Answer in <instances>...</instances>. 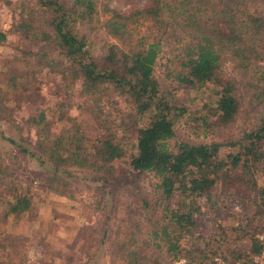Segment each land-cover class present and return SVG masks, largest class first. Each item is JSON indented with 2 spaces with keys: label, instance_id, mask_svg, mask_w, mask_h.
Returning a JSON list of instances; mask_svg holds the SVG:
<instances>
[{
  "label": "trees",
  "instance_id": "obj_1",
  "mask_svg": "<svg viewBox=\"0 0 264 264\" xmlns=\"http://www.w3.org/2000/svg\"><path fill=\"white\" fill-rule=\"evenodd\" d=\"M124 1L143 5L122 13L109 6L111 0H35L43 14L16 19L10 29L0 32V42L7 33H15L33 46L27 56L34 64L28 71H6L0 84V118L9 98L20 100L31 90L25 76L32 78L38 69H47L59 73L66 87L77 84L81 95L111 91L122 96L130 105L133 141L117 139L111 128L94 138L83 136L77 121L67 114L56 118L58 128L52 129L53 121L44 112L27 120L35 131L32 147L3 138L47 165L57 179L58 172L69 175L68 168L79 166L93 172L94 181L108 180L114 175L112 164L125 156L130 173L153 175L154 195L142 199L144 214L150 211L149 227L144 232L135 224L119 231L110 241L112 264L117 259L120 264H162L163 244L166 257L185 256L187 264H209L218 252L248 258L258 251L254 233L264 230V114L236 136L225 140L223 136L242 113L243 99L253 108L264 106V0ZM144 22H148L145 31L135 34L133 25ZM88 23L93 24L91 33L103 32L114 39L105 43L99 56L93 53ZM162 44L178 51L169 60L177 58L179 68L166 71L172 86L161 85L154 75ZM54 52L61 59L50 57ZM198 90L205 99L195 111L188 100ZM179 92L186 97L177 99ZM182 117L212 139H178L176 128ZM6 175L0 153V199L8 190ZM233 185L246 198L243 212L251 217L231 225L233 215L220 217L218 209L212 224L219 232L205 236L199 220L219 204L213 188L218 187L217 196L225 192L236 196L229 191ZM175 192L186 196L187 202L171 203ZM201 196L206 197L205 204L199 202ZM5 204L12 211L25 210L29 200L14 195ZM185 234L190 240L179 247L178 239Z\"/></svg>",
  "mask_w": 264,
  "mask_h": 264
},
{
  "label": "rangeland",
  "instance_id": "obj_2",
  "mask_svg": "<svg viewBox=\"0 0 264 264\" xmlns=\"http://www.w3.org/2000/svg\"><path fill=\"white\" fill-rule=\"evenodd\" d=\"M142 5L143 1L135 5L124 0H111L109 3L110 7L122 13H127L133 6L139 8ZM37 7L35 0H0V32L10 29L16 19L43 14V10ZM147 24L133 25L132 31L135 34L143 32ZM92 25L88 23L86 31H90L89 36L94 40L93 53L99 56L105 50V43L114 39L103 32L91 33ZM30 46L15 33H7L5 41L0 42L1 85L7 70L28 71L34 66L32 58L27 56V51L33 48ZM177 52H171L165 44L161 46L154 69V75L161 85L172 86L174 83L166 78V71L168 68H179L177 58L172 62L169 60ZM50 57L59 60L62 56L54 52ZM6 60L9 62L5 64ZM25 81L31 90L20 100L9 98L7 112L0 118V153L7 166L6 178L9 182L8 190L0 199V264H112L108 257L110 241L118 232L132 228L135 224L144 232L149 227L150 222L146 216L150 211L144 214L142 199H150L154 195L156 179L153 175L130 173L129 157L125 156L112 164L114 175L108 180L94 181L93 172L88 168L73 166L68 168L69 175L66 171L55 174L60 178L58 181L52 169L39 164L27 153H20L18 147L3 137L12 138L25 147H32L36 138L35 131L27 120L34 114L44 112L47 119L53 121L52 129L58 128L55 119L67 114L77 121L83 136L94 138L111 128L117 139L124 138L125 142L131 143L136 131L131 127L133 121L130 118V105L116 92L81 95L77 84L66 87L59 73L47 69H38L32 78L25 76ZM200 93V90L194 91V99L188 100V103H193L192 109L195 111L201 109L205 99ZM176 97L181 100L186 95L179 92ZM243 101V111L236 122L225 130L224 140L229 135L236 136L240 128L252 126V121L264 114V106L253 108L248 105L247 99ZM246 106L251 110L249 108L246 111ZM185 117L179 120L176 128L178 139L196 142L212 139V135L204 136L202 132H197L190 120L185 122ZM222 151H226V148L223 147ZM258 179L261 185L262 176ZM229 188L234 189L229 191H234L236 196L224 195L226 192L217 196L221 193L218 187L213 188L212 193L219 199V204L199 220L205 228V236L219 232L216 225L212 224L218 212L223 218L227 213L233 215L231 225L251 217V214L243 212L246 198L239 196L234 185ZM178 194L175 192L171 203L180 206L187 199ZM14 195H25L29 207L12 211L5 204V199L12 201ZM206 200V197L201 196L199 202L205 204ZM178 245L182 247L181 238L178 239ZM167 253L163 244L159 250L162 264L171 260V257H166ZM117 264H120L119 259Z\"/></svg>",
  "mask_w": 264,
  "mask_h": 264
},
{
  "label": "built area",
  "instance_id": "obj_3",
  "mask_svg": "<svg viewBox=\"0 0 264 264\" xmlns=\"http://www.w3.org/2000/svg\"><path fill=\"white\" fill-rule=\"evenodd\" d=\"M254 239L258 251L250 254L248 258L218 252L211 255L209 264H264V230L256 231L254 233ZM189 240V234L183 235L181 238L182 247H185ZM164 264H187V258L180 256L177 259L166 261Z\"/></svg>",
  "mask_w": 264,
  "mask_h": 264
}]
</instances>
